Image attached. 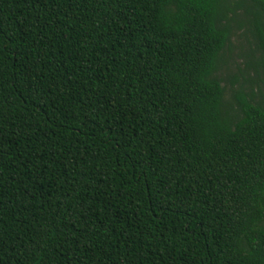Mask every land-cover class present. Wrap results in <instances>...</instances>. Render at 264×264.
<instances>
[{"label":"trees","instance_id":"obj_1","mask_svg":"<svg viewBox=\"0 0 264 264\" xmlns=\"http://www.w3.org/2000/svg\"><path fill=\"white\" fill-rule=\"evenodd\" d=\"M0 264H264V0H0Z\"/></svg>","mask_w":264,"mask_h":264},{"label":"rangeland","instance_id":"obj_2","mask_svg":"<svg viewBox=\"0 0 264 264\" xmlns=\"http://www.w3.org/2000/svg\"><path fill=\"white\" fill-rule=\"evenodd\" d=\"M232 43L234 45V49H233V52H232V56H233V59L235 60L236 63H241L242 61V58H239L237 56V53L239 52V47L242 45L245 46V42L243 39L239 38L238 36L237 37H233L232 39ZM232 70L233 71H236V68L235 67H232Z\"/></svg>","mask_w":264,"mask_h":264}]
</instances>
